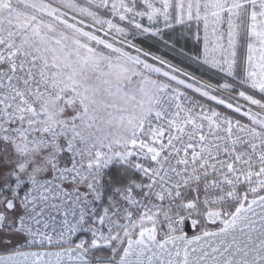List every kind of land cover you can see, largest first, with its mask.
Returning a JSON list of instances; mask_svg holds the SVG:
<instances>
[{
  "label": "snow or ice",
  "instance_id": "1",
  "mask_svg": "<svg viewBox=\"0 0 264 264\" xmlns=\"http://www.w3.org/2000/svg\"><path fill=\"white\" fill-rule=\"evenodd\" d=\"M129 36L201 43L189 58L224 82ZM185 212L223 218L206 236L240 235L211 253L158 241L159 216L175 231L170 213L183 224ZM0 253V264H264V0H0Z\"/></svg>",
  "mask_w": 264,
  "mask_h": 264
},
{
  "label": "water",
  "instance_id": "2",
  "mask_svg": "<svg viewBox=\"0 0 264 264\" xmlns=\"http://www.w3.org/2000/svg\"><path fill=\"white\" fill-rule=\"evenodd\" d=\"M245 207H247V205H245ZM233 212L235 211V209L232 210ZM257 212L260 211L259 208L256 209ZM251 215V214H249ZM230 219V217H229ZM254 219L257 220V225L256 227L258 228L259 227V218L258 217H254ZM207 220V219H206ZM223 219H217L215 222H212V221H209L207 220L208 222H211L213 224H219L220 227H218L217 229H214L212 232L210 233H221V229H224L225 228V225L224 223L222 222ZM195 221V223L193 222ZM196 220L195 219H189L187 221V224H186V227H185V230L181 233H178V234H175L173 236H182L184 238L183 241H179V243L181 245L185 244L187 241H193V242H196L199 244V246L201 248H204L206 249L208 252H212V249L214 247H220L221 246V241H222V238L224 240H227V241H231V233L235 232L237 236L240 235V229L239 227L236 228V229H228V233L229 235L227 236H223L222 238L221 237H216V236H206L204 234H199V235H189L195 228V225H196ZM244 228V231L247 232L248 231V228L247 226H242ZM138 238V236L136 237ZM197 238H199V240H197ZM164 239H167V238H163V239H160L158 237V234H157V240L160 241V242H163ZM126 246V245H125ZM168 248H173L174 245L173 244H168L167 245ZM192 247L193 245H188V251L189 253L191 254V250H192ZM65 249H53V250H42V249H27V250H20V251H25V252H29V251H34V252H45V253H55V252H60V251H64ZM0 254H4V253H0ZM213 255H215V253H213ZM183 257V249L181 250V258ZM45 260H52L53 261V264H55V261H56V257L55 256H52V257H49V256H45L44 257ZM60 264H75V261L70 258L69 256L65 255L63 256L62 258H60ZM209 264H211V261L209 260Z\"/></svg>",
  "mask_w": 264,
  "mask_h": 264
},
{
  "label": "trees",
  "instance_id": "3",
  "mask_svg": "<svg viewBox=\"0 0 264 264\" xmlns=\"http://www.w3.org/2000/svg\"><path fill=\"white\" fill-rule=\"evenodd\" d=\"M178 30L179 26H177V31ZM170 35V30L165 31L163 39H167ZM136 42L142 49L157 55H161L171 61L173 64L185 70H188L191 73L198 75L199 77L207 80H214L211 79V77L207 73L201 71L198 67H195L190 63L192 60L189 57L197 54V52L199 51L198 43L193 42L191 39L177 40L175 44L176 50L166 47L161 41H157L153 38L147 39L145 37H138L136 39Z\"/></svg>",
  "mask_w": 264,
  "mask_h": 264
},
{
  "label": "built area",
  "instance_id": "4",
  "mask_svg": "<svg viewBox=\"0 0 264 264\" xmlns=\"http://www.w3.org/2000/svg\"><path fill=\"white\" fill-rule=\"evenodd\" d=\"M189 94L190 95H194L192 93H189ZM205 103L207 105H212L209 102H205ZM214 107H216V106H214ZM217 108H219V107H217ZM219 109L221 111H223V112H227L226 110H223L221 108H219ZM180 211H181L180 209H176L175 213H179ZM175 213H170L171 215L174 216V218L171 221V223L178 226L175 231H172L171 229H169L167 220H166V218H165V216L163 214H161L159 216V218L157 220L156 227H157V234H158V237L160 239L167 238V236L165 235L166 233H169L171 235H175V234L183 232L185 230L187 221L189 219H195L197 221L194 230L189 235H199V234H204L205 235L206 232H212L214 229H217L218 227H220L219 224H217V223L213 224L211 222H208L206 220V218H204L203 216H199V215H196V214H193V215L189 216L186 212L184 213V223L181 224L179 217ZM221 219H223V218H221ZM148 226L151 227L150 224ZM136 237H134V238H136ZM81 238L88 239L89 238V234H87V233H78L77 236L74 239L79 240ZM17 248L19 250H27V249H42V250L62 249L60 247L48 246V245H45L43 247H41L39 245H35V246H32V247H27V246L23 245L22 241L19 242Z\"/></svg>",
  "mask_w": 264,
  "mask_h": 264
},
{
  "label": "rangeland",
  "instance_id": "5",
  "mask_svg": "<svg viewBox=\"0 0 264 264\" xmlns=\"http://www.w3.org/2000/svg\"><path fill=\"white\" fill-rule=\"evenodd\" d=\"M108 18H111V17H108ZM137 21H138V22H141V23L143 24V26H145V27H148V26L150 25V22L147 20L146 17H143V18H141V17H137ZM159 26H160V27H163L162 24L159 25ZM129 27H130V26H129ZM225 28H226V26H225ZM193 30H195V26H193ZM131 31L134 32L135 29H131ZM165 31H167V30H165ZM201 35H202V33H201ZM138 37H145V36H137L134 40H132V37L129 36V39L132 40V43H133L137 48L142 49V48L138 45V43L136 42V39H137ZM145 38L150 39V37H145ZM153 39H154V38H153ZM198 46H199V49H200V47H201V43H198ZM126 50L129 51V52H131L132 55H136V52H135L134 50H132V49H126ZM142 50H143V51H146V50H144V49H142ZM171 51H172V50H171ZM146 52H148V51H146ZM149 53H151V52H149ZM151 54H152V56H155V57H157V58H162L163 60H165V61L168 62L169 64L174 65V66L178 67L179 69H181L182 71H185V72H187V73H189V74L195 76L197 79H200V80H203V81H207V82H210V83H215L217 80H219L221 83L224 82V79L221 78L222 74L214 73L213 70L206 69L204 66H202V65H200V64H197V63H194L193 61L190 62L192 65H194L195 67H198L201 71L207 73V74L211 77V79H214V80H207V79H204V78H202V77H199L198 75H195V74L191 73L190 71L185 70V69H183V68H181V67H179V66L173 64L171 61H169L168 59L164 58V57L161 56V55H157V54H154V53H151ZM190 57H191V56H190ZM141 58H144V57H141ZM149 62L152 63V62H154V61H152V59L149 58ZM157 66H159V65H157ZM240 70H241V72H242V70H243V54H241V58H240ZM189 93H191V92H189ZM192 94H193V93H192ZM194 95H195V94H194ZM207 102H209L210 104L213 103V102H211V101H207ZM216 107H219V108L223 109L221 106H216ZM223 110L228 111L227 109H223ZM19 242H20V241H19ZM19 242L17 243L16 246H18Z\"/></svg>",
  "mask_w": 264,
  "mask_h": 264
}]
</instances>
